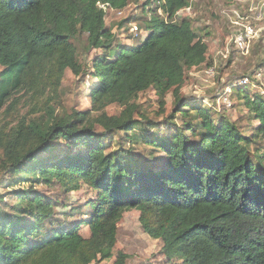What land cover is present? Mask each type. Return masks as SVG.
Returning <instances> with one entry per match:
<instances>
[{
	"label": "trees",
	"instance_id": "trees-1",
	"mask_svg": "<svg viewBox=\"0 0 264 264\" xmlns=\"http://www.w3.org/2000/svg\"><path fill=\"white\" fill-rule=\"evenodd\" d=\"M132 2L142 6L133 18L142 34L126 45L107 27L106 8L122 11ZM190 6V0H0V109L24 92L40 112L8 131L0 128V173H11L12 185L31 182L11 192L14 203L0 200V264L111 259L119 223L134 209L171 260L264 264V98L248 83L231 86L258 122L252 134L225 114L216 120L210 108L185 100L187 71L208 55L191 22L178 21ZM90 50L101 53L87 67L83 55ZM91 69L90 97L99 115L58 114L66 72ZM149 89L159 94L162 111L172 92V122L153 123L140 112L134 101ZM111 104L124 107L120 115L107 114ZM115 134L120 144L112 150L105 139ZM140 138L164 157L150 161L127 145ZM83 184L96 197L87 203V218L69 225L56 216L59 199L35 188L70 193ZM125 258L119 252L116 263Z\"/></svg>",
	"mask_w": 264,
	"mask_h": 264
},
{
	"label": "rangeland",
	"instance_id": "rangeland-1",
	"mask_svg": "<svg viewBox=\"0 0 264 264\" xmlns=\"http://www.w3.org/2000/svg\"><path fill=\"white\" fill-rule=\"evenodd\" d=\"M191 6L181 10L178 21L188 20L191 22L197 34L203 38L208 45L207 61L198 67L187 71L185 83L181 89V95L192 104H199L210 108L214 117L218 120L219 114L229 117L243 132L252 134L258 122L252 117L245 107L237 89L232 84L248 79L250 92H257L264 98V16L261 21L256 22L258 29L257 37L251 41L248 50H239L234 42L235 34L241 29L244 22L253 21L256 12H262L263 0H190ZM156 4H152L155 7ZM140 3L130 5L117 12L106 8V25L119 34L120 42L133 45L142 34L139 23L133 22V18L141 12ZM161 13V11H159ZM85 38V37H84ZM100 51L90 50L84 53L83 59L87 67L91 60ZM3 67L0 66V74ZM92 69L86 74H75L68 70L63 79L62 87L58 94V114L71 113L73 110L88 111V117L95 119L99 112L95 110L91 102L90 91L95 81L91 75ZM248 77V78H246ZM245 82V81H244ZM140 107V112L153 123L162 124L169 119L172 122V114L177 108L176 100L169 92L165 97L164 111L161 109V99L154 89H149L139 94L134 101ZM124 107L119 104H111L106 108L110 116L120 115ZM40 112L32 104L31 98L24 92L14 94L10 100L0 109V128L8 131L14 128L18 122L26 118L38 117ZM175 121L181 126L182 120L176 115ZM172 128L171 124H167ZM97 131L101 128L95 125ZM176 132L172 128V133ZM188 134V132H186ZM164 137V133L161 134ZM141 136V135H140ZM111 142V149L116 150L120 144L118 135H110L105 139ZM264 144V139L259 140ZM127 145L142 158L153 161L162 159L164 153L157 151L150 145H145L140 138L135 141H127ZM110 149V150H111ZM3 161V152L0 150V164ZM0 173V200L14 203L16 198L11 192L23 186H29L31 182L18 185L10 184L11 173ZM15 175V174H14ZM35 184V183H32ZM36 190L51 198H58L60 204L57 207L60 217L59 222H76L87 218L90 212L88 201L96 197L95 191L86 186L70 193L60 188H51L38 185ZM3 204L0 203V206ZM75 207L73 214L69 210ZM67 212V213H65ZM140 213L134 209L125 213L118 227V241L111 259L98 261L94 264H117L118 254L121 252L126 256L123 264H181L167 257L160 239H153L141 227L139 221ZM63 220V221H62ZM58 225H60L58 223ZM81 232L88 236L90 234L87 225L82 226Z\"/></svg>",
	"mask_w": 264,
	"mask_h": 264
},
{
	"label": "built area",
	"instance_id": "built-area-1",
	"mask_svg": "<svg viewBox=\"0 0 264 264\" xmlns=\"http://www.w3.org/2000/svg\"><path fill=\"white\" fill-rule=\"evenodd\" d=\"M262 3H263L262 4L263 11L256 12L253 21L251 20L248 22H244L243 24H240L241 29L235 34L234 42L239 50H243V51L248 50L251 41L257 37L258 29L256 28V22L261 21L264 16V0ZM101 6L105 7L104 5ZM110 10H114V9H110ZM117 12H121V11H117ZM244 81L242 82V84H246V81H248V79H244ZM237 85H241V82L237 83Z\"/></svg>",
	"mask_w": 264,
	"mask_h": 264
}]
</instances>
